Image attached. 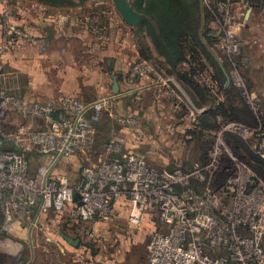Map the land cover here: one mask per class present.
<instances>
[{
  "label": "built area",
  "instance_id": "2783aa9c",
  "mask_svg": "<svg viewBox=\"0 0 264 264\" xmlns=\"http://www.w3.org/2000/svg\"><path fill=\"white\" fill-rule=\"evenodd\" d=\"M212 1L208 10L220 26L230 65L228 86L240 91L257 129L217 116L218 128L204 131L210 143L204 160L189 169L176 163L155 166L143 156L123 152L118 143H108L109 158L85 165L74 178L57 173V168L95 144L102 106L96 105L88 116L89 108L78 100L25 103L0 85V231L14 225L38 229L50 212L67 214L74 227L87 231L112 218L115 206H125L133 226H140L149 210L155 211L160 227L149 238L148 264H264V179L227 142L228 134L247 141L255 134L259 144L253 146L264 159V104L241 74L244 49L238 44L231 0ZM0 23L5 37L0 59L9 48L34 41L9 9L2 11ZM127 74L130 81L152 77L172 87L173 107L184 111L192 126L210 109L196 106L185 91L176 89L175 79L151 61L135 60ZM12 115L33 123L14 126L9 124ZM33 160L39 164L36 171Z\"/></svg>",
  "mask_w": 264,
  "mask_h": 264
},
{
  "label": "rangeland",
  "instance_id": "374dc122",
  "mask_svg": "<svg viewBox=\"0 0 264 264\" xmlns=\"http://www.w3.org/2000/svg\"><path fill=\"white\" fill-rule=\"evenodd\" d=\"M26 1L38 3L33 0ZM67 1L69 2H64L62 8H59L66 18L67 26L75 23L83 25L90 31L105 27L107 23L109 27L111 25L114 26L116 34V55L123 53L121 45L124 41H127V47L129 46L126 53V55H130L128 70L133 62L138 59L136 55H151L158 63L163 58L161 55H170L168 50L163 49L160 44L161 30H163L160 28L164 25H168L166 29L172 27L169 21L173 18L176 19L177 15L185 20L189 18L186 31L189 33L191 41L188 47L186 45L185 55H203L205 57L203 62L196 65V68L204 65L206 68L213 69L214 71L217 70L219 65L217 64V67L215 65L214 55H216L221 62V67L226 72L230 69L226 58L227 54L222 50V31L218 22L208 10V5H211L212 0H192V9H190V4L189 7L186 6L187 0ZM119 1H122L127 7L132 8L133 12L139 18L138 24L129 25L126 22L118 8ZM217 1L218 3H222L223 0ZM248 29L247 27L243 31L242 29L240 30L243 35V40L240 36H237L239 46L244 49L242 55L245 60L240 66L241 74L246 82L250 84L251 89L257 92L264 104V55H256L253 52L254 50L250 49L254 44L245 43L249 37ZM75 56V68L78 72L86 73L85 61H90L88 58H82V55ZM85 78L86 75H83V79ZM216 80L219 84H222V73L220 76L216 74ZM169 88L168 91L171 90V87ZM216 94L218 95L219 93L217 92ZM28 96H24L28 101H31V99L34 101L43 100L41 97L37 99ZM94 96H97V93L95 94L92 90L89 91L87 97L83 95L82 100L88 102V97L95 98ZM111 97H113V94L111 85H109L107 91L99 92L98 97L93 102L106 101V99ZM235 97L233 102L238 110V114L234 115V117L238 116L236 117L238 120L234 118H228V120L244 122L254 129H257L258 124L245 105L244 100L237 95ZM173 102L174 99L169 97L165 101L159 99L157 104L152 105L154 107L153 112L147 113V115L142 114L140 111V102L136 99H115L106 104H100L103 106L98 114L97 122L98 138L100 139L99 146L86 154L76 155L70 161L64 160L57 168V173L66 172L69 175H73L74 178H79L82 168L85 165L98 163L100 160H104L105 157L107 158L111 155V152L105 147L106 144L118 143L123 150L119 140H125V137H123L124 132L129 130L135 135V139H133L134 144L143 147L149 146L150 153L145 158L151 163L161 161L164 165H168L180 159L184 162H181V165L185 169H189L194 164L203 161L205 153L210 146L209 141H207L205 136V139L203 137L204 140H181L179 137L180 133L173 130L176 123L175 117L177 116L174 113L176 109H173ZM156 117L158 119L155 120ZM120 120L130 123H133L135 120L136 123L129 125V123H123ZM151 131L153 135H151ZM156 131H158V134H156ZM145 137L146 139L144 140ZM248 138L247 144L244 142L239 145L245 154V158L250 163L252 162L251 164L257 168L260 176L264 178V160L257 156V149L253 146L259 144V138L255 134L250 135ZM152 141L157 142V145L152 146ZM232 142L237 143V140H232ZM38 165V162L33 160L32 170L36 171ZM128 215V208L123 207L119 213L115 215L113 213L112 218L108 221L101 222L96 227L94 225L93 236L90 235L93 226L87 227L88 229L85 231L84 236L76 233L78 237L76 242L81 245L85 243L91 246L95 255H101L100 258L103 259L104 264L106 263L107 256L112 254L118 257H125L126 260L121 258L120 264H130V256L132 253H137L138 250H144L145 253L151 234L159 229L160 226L157 224L155 211L149 210L140 226L130 225ZM68 226L74 232L81 230L73 226L67 214L58 215L57 213L50 212L41 218L38 229L30 231L24 225H15L20 235L23 236L21 238L15 239L12 236L13 233L9 232L12 228L7 232L0 231V236L12 240L15 239L16 242H14L17 245L18 259L13 262L14 264H17L18 261L26 264L31 260L32 254L34 255L32 264H72L75 261L81 260V258L72 250L71 243L61 235ZM9 244L11 243L9 242ZM11 246L13 245L11 244ZM60 248L63 249L61 253L58 251ZM11 249L14 248L12 247ZM92 264L100 263L92 260ZM146 264H148V260H146Z\"/></svg>",
  "mask_w": 264,
  "mask_h": 264
},
{
  "label": "crops",
  "instance_id": "0c3cea01",
  "mask_svg": "<svg viewBox=\"0 0 264 264\" xmlns=\"http://www.w3.org/2000/svg\"><path fill=\"white\" fill-rule=\"evenodd\" d=\"M231 1L233 2V9L239 24L238 37L240 36L243 40V35L240 30L242 29L243 31L244 28L248 27L249 37L247 38L248 41L245 43L254 44L250 49L254 50L253 52L256 55H264V0ZM4 9L12 11L16 15L19 26L24 30H27L34 39L32 43H25L21 48H9L0 59V85L10 95L21 99L23 102L32 103L40 101H34L32 99L31 101H28L24 97L27 95L37 99L41 97L43 99L42 102L57 104L67 98L75 99L82 103L86 108H89L87 112V115L89 116L93 113L92 109L96 105L106 104L115 99H136L140 102V111L142 114L147 115V113L153 112L152 110L154 107L152 105L157 104L159 99H162V101H165L167 97L174 99L175 92L173 88L171 87V90L168 91L170 89L169 87H160L161 85L157 84L152 77L140 78L137 81L129 80L127 67L129 65L130 55H126L129 46L127 47V41H124L121 45L123 53L116 55V34L113 25L109 27L107 23L105 27H100L95 30L93 29L92 31L83 25L75 23L67 26L66 18L59 8H50L26 0H0V16ZM4 42L5 37L0 23V46L3 45ZM75 55H82V58H88L90 61H85L86 73L78 72L75 68ZM136 57L141 59L139 55H136ZM187 58L188 60L190 59L189 56ZM214 58L216 65L218 64L219 66H217L222 69L225 74L223 85L215 81L216 72L213 69L205 68V70L197 71V73H199L198 77L202 79L203 83H205V86L209 90H212L214 95L218 97V100L226 105V116L238 120V118H236L238 116L234 117V115L238 114V110L235 107L233 100H226V89L229 88L226 77L227 72L221 67V62L216 55H214ZM151 62L161 73L175 79L176 89L179 88L185 91L191 98L200 103L201 106L208 105L204 104L205 102H203V99L200 97L199 93H201V91L197 93L191 85L178 78L184 74H190V69L193 66V63L184 62L175 68V70L170 69L169 71V68L167 69V66L164 64V58L160 59L159 63L156 60ZM83 75H86L85 79H83ZM115 81L119 88L118 94L114 93L113 87ZM109 85H111L113 97L106 99V101L93 102L94 99L98 97L99 92L107 91ZM92 90L95 94L97 93V96H94L95 98L88 97V102L83 101L82 96L84 95V97H87L89 91ZM217 92L219 93L218 95L216 94ZM201 95L204 96L205 94L201 93ZM246 111L248 110L246 109ZM174 113L177 116L175 117L176 123L173 130L180 133L179 137L181 140L187 139L189 141H196L197 139H205L203 134L197 133L201 130L199 128L195 130V126H192L191 119L184 111L175 110ZM156 119L158 118L156 117L155 120ZM199 120L200 117L196 124L199 123ZM97 122L98 121L95 123V144L89 149L82 151L78 156L86 154L99 146L100 139L98 138ZM32 123L33 121L24 120L17 115H12L9 118V124L14 126H20L22 124L30 125ZM128 123L131 125L136 123V121L134 120L133 123ZM176 127L177 129H175ZM156 134H158V131H156ZM197 134H200L201 136L197 137ZM151 135H153L152 131ZM134 136L135 135L131 130L124 132L123 137H125V140H119L123 148L122 151L135 153L145 157L150 153L149 146L143 147L134 144ZM145 139L146 137L144 140ZM152 143V146L157 145V142L155 141H152ZM73 157L76 156H71L64 160L70 161ZM108 158L109 157H105L104 160H100L98 163L105 161ZM181 162L183 161L177 159L168 165L174 163L181 165ZM151 164L160 166L163 163L160 161ZM120 207L122 206H115L113 208L114 215L119 213L120 209L125 206L122 208ZM98 224L99 223H96L95 227ZM92 229H94V226ZM9 232L13 233L12 236H14L15 239L23 237L20 235L15 225ZM74 233L75 235L76 233H80V235L84 236L85 230L83 231L82 229L80 232L75 231ZM61 235L65 238L63 232ZM15 239L12 240L0 236L1 264H14L13 262L18 259ZM76 241L77 239L69 243H71L72 250L80 256L81 260L75 261L72 264H92V260L104 264L103 259L100 258L101 255H95L91 246H88L85 243L81 245ZM9 242L13 246H11ZM12 247L14 249H11ZM58 251L61 253L63 252V249L60 248ZM33 256L34 255L32 254L31 260L26 264H32L34 259ZM121 258L126 260L124 256L118 257L115 254L108 255L105 264H120ZM146 260H148V248L145 253L144 250H138L137 253L133 252L130 256V264H146ZM17 264L23 263L18 261Z\"/></svg>",
  "mask_w": 264,
  "mask_h": 264
},
{
  "label": "trees",
  "instance_id": "16d2710c",
  "mask_svg": "<svg viewBox=\"0 0 264 264\" xmlns=\"http://www.w3.org/2000/svg\"><path fill=\"white\" fill-rule=\"evenodd\" d=\"M33 1H37L38 3H40L42 5L48 6L50 8H55V9L62 8V6L64 5L63 4L64 2H69L67 0H33ZM191 3H192V0L186 1V6L189 7V4H190V9H192ZM71 5H73V3H71ZM190 22H191V20H190ZM169 23L172 25V27H169V29H166V27L168 25L161 26V28H160V29H163V30H161L160 44H161L163 49L168 50L170 55H161V56L164 58V64L167 67H169V69H168L169 71H170V69L175 70V68H177L179 65H181L184 62L193 63V66L190 69L191 70L190 74L187 73V74H184L183 76H180L178 78L180 80H182L183 82H186L187 84L191 85L193 87V89L195 91H197V93L201 91V93L205 94L203 96V95H201V93H199L200 97L203 99V102H205L204 104H208L207 106H209L210 109H209L208 113H206L205 115L200 117L199 123L195 124V130H197V128H199L201 130L197 133H201L204 135V131L216 130L218 128V124L216 121L217 116L220 115L224 119H228L230 117L226 116V109H225L226 105L223 104L222 102L219 105H216L218 97H216L214 95V93L212 92V90L211 89L209 90L205 86V83H203L202 79H200V77H198L199 73H197V71L205 70L206 66L202 65V67L196 68V65L200 62H203L205 57H203V55H185V53H184V51L188 47L189 42L191 41L189 33L186 31L188 23H189V18L185 20L183 18H180L177 15L176 19L175 18L171 19L169 21ZM186 45H187V47H186ZM165 53H167V52H165ZM188 56L190 57L189 60L187 58ZM140 58L144 59V60H148V61H155V59H153L151 55H140ZM215 65H216V63H215ZM216 67H217V65H216ZM215 72H216L215 73V81L216 82H218L216 80V74H218V76H220L222 73V84L221 85H223V81H225L224 72L222 71V69H220L218 67H217V70H215ZM226 90H227V92H226V100L227 101L233 100L234 98H236L235 97L236 95L241 97L240 91L237 88H235L234 86H230ZM221 92H222V90H221ZM191 99L196 106L202 107L200 105V103H198L195 99H193V98H191ZM196 136L200 137L201 135L197 134ZM232 140H234V141L237 140V143L232 142ZM227 142L230 145V147L233 149V151L240 158H242L243 160L250 163V161H248L245 158V156H244L245 154L239 145V144H242L244 142L247 144V140H244L243 138L232 135V134H228L227 135ZM257 156L259 158H261L259 154H257ZM261 159H263V158H261ZM253 167L255 168L254 165H253ZM255 170L258 172L257 168H255ZM222 180H223V178L220 177V179L218 181V186H220ZM70 232H72V233H70ZM63 233L65 236V239L68 242H73L75 239H78L77 235H75L74 231L72 230V228L70 226H68L65 229V232L63 231Z\"/></svg>",
  "mask_w": 264,
  "mask_h": 264
},
{
  "label": "water",
  "instance_id": "95a60500",
  "mask_svg": "<svg viewBox=\"0 0 264 264\" xmlns=\"http://www.w3.org/2000/svg\"><path fill=\"white\" fill-rule=\"evenodd\" d=\"M118 8L121 12V14L123 15L124 19L126 20V22L129 25H136L139 22V18L138 16L133 12L131 7H127L122 1H119L118 3ZM114 93L118 94L119 93V88H118V84L115 81L114 83ZM75 200H77V197L75 198Z\"/></svg>",
  "mask_w": 264,
  "mask_h": 264
}]
</instances>
